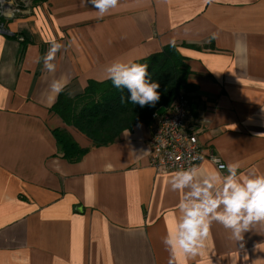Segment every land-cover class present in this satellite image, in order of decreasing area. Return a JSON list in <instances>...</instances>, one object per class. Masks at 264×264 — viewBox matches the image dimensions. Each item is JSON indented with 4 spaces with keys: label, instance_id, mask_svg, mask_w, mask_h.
Here are the masks:
<instances>
[{
    "label": "crops",
    "instance_id": "1",
    "mask_svg": "<svg viewBox=\"0 0 264 264\" xmlns=\"http://www.w3.org/2000/svg\"><path fill=\"white\" fill-rule=\"evenodd\" d=\"M237 41L246 45L239 55ZM53 42L62 47L50 73L44 57ZM169 45L196 89L190 125L204 155L194 182L215 174L210 191L222 189L228 170L211 152L238 162L241 179L264 175V0H119L103 16L88 0L31 4L0 18V264H264L260 222L236 241L212 221L194 257L166 248L163 238L184 216L180 202L199 198L185 197L190 187L171 189L176 172L152 167L155 124H136L80 162L59 156L52 131L65 124L50 111L62 92L52 93L53 80L65 78L63 91L75 96L108 79L113 62Z\"/></svg>",
    "mask_w": 264,
    "mask_h": 264
},
{
    "label": "clouds",
    "instance_id": "2",
    "mask_svg": "<svg viewBox=\"0 0 264 264\" xmlns=\"http://www.w3.org/2000/svg\"><path fill=\"white\" fill-rule=\"evenodd\" d=\"M99 16H103L119 6V0H88ZM62 45L53 42L49 53L44 57V68L54 72L56 65L52 63L55 53ZM234 51L237 55L246 51V45L237 41ZM107 78L116 88L126 87L131 95L130 101L143 108L146 104L154 107L160 99L157 91L159 84L149 83L148 65L136 62H113L106 68ZM67 84L65 78L53 80L50 85L52 93L59 94ZM49 99H53L52 96ZM123 100V98H122ZM221 167H224L223 165ZM228 175L223 177V187L214 196L210 189L217 181L214 174L203 181L201 186L194 179L198 169H182L173 175L169 184L175 191H183L190 187V192H185V197L199 198L181 201L179 207L184 216L177 221L175 228L163 238V243L173 255L183 252L186 257H194L201 253L208 237L209 225L212 221L221 223L225 228L231 229V235L236 241L243 239V233L250 229L254 223H264V175H255L241 179L238 174L239 163L226 165ZM222 206V207H221ZM219 209V210H218ZM172 264V261H169Z\"/></svg>",
    "mask_w": 264,
    "mask_h": 264
},
{
    "label": "trees",
    "instance_id": "3",
    "mask_svg": "<svg viewBox=\"0 0 264 264\" xmlns=\"http://www.w3.org/2000/svg\"><path fill=\"white\" fill-rule=\"evenodd\" d=\"M134 62L147 64L146 80L159 84L157 91L160 99L154 107L146 104L141 108L139 104H133L126 87L116 88L110 79H106L90 80L82 93L75 96L62 91L50 111L59 116L65 125L79 131L88 139L89 145L96 148L115 143L124 131L140 122L148 126L155 124V116L171 109L183 90L189 101L190 113H195L190 105L195 97L189 96L193 91L190 89L193 84L189 81L191 68L176 46H166L161 52ZM52 134L62 159L71 163L82 159L86 149L78 144L67 128L54 129Z\"/></svg>",
    "mask_w": 264,
    "mask_h": 264
},
{
    "label": "built area",
    "instance_id": "4",
    "mask_svg": "<svg viewBox=\"0 0 264 264\" xmlns=\"http://www.w3.org/2000/svg\"><path fill=\"white\" fill-rule=\"evenodd\" d=\"M32 0H0V18L11 19L29 10ZM189 101L185 94L178 97L168 111L155 116V131L150 139V161L160 174L197 167L203 159L199 137L190 125ZM210 160L219 170L226 165L212 152ZM224 167H221V166Z\"/></svg>",
    "mask_w": 264,
    "mask_h": 264
},
{
    "label": "rangeland",
    "instance_id": "5",
    "mask_svg": "<svg viewBox=\"0 0 264 264\" xmlns=\"http://www.w3.org/2000/svg\"><path fill=\"white\" fill-rule=\"evenodd\" d=\"M41 1H43V0H32V2H31V4H32V6H33V4L35 5L36 3H38V2H41ZM31 4H30V6H31ZM18 16H20V14H18L17 15V17ZM22 42L24 43V40H22ZM21 53L23 54V49H22V51H21ZM190 89H193V92H196L195 90V87L194 86H191V88ZM184 91L185 90H183L182 91V93L184 94ZM179 95H182V94H179ZM189 96H194V94L193 93H189ZM177 99H178V97L175 99L176 101H177ZM194 99V98H193ZM192 99V100H193ZM174 100V102L176 103V101ZM174 103V104H175ZM173 105V104H172ZM191 105V104H190ZM191 111V110H190ZM64 127L65 128H67L68 129V132L73 136V135H76V136H79V135H81V138H79V140H77V142H78V144L81 146V147H83V149H86V150H84V152L82 153V159H84L88 154H90L93 150H95V149H98V148H100V147H94V146H90V145H84V144H81V143H83L82 142V140L81 139H83V140H86V141H88V139L86 138V137H84L82 134H80V132L79 131H77L76 129H74L73 127H70V126H67V125H64ZM63 127V128H64ZM81 159V160H82ZM80 160V161H81ZM67 161V160H66ZM79 161V162H80ZM68 163H71V162H69V161H67Z\"/></svg>",
    "mask_w": 264,
    "mask_h": 264
}]
</instances>
